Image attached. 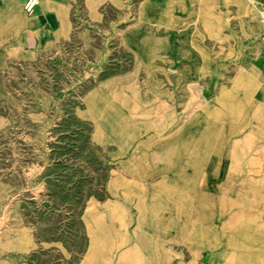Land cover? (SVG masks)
<instances>
[{
  "label": "rangeland",
  "instance_id": "obj_1",
  "mask_svg": "<svg viewBox=\"0 0 264 264\" xmlns=\"http://www.w3.org/2000/svg\"><path fill=\"white\" fill-rule=\"evenodd\" d=\"M256 1L0 19V264H264Z\"/></svg>",
  "mask_w": 264,
  "mask_h": 264
},
{
  "label": "crops",
  "instance_id": "obj_2",
  "mask_svg": "<svg viewBox=\"0 0 264 264\" xmlns=\"http://www.w3.org/2000/svg\"><path fill=\"white\" fill-rule=\"evenodd\" d=\"M19 1L23 2V7H24V3H25L26 0H0V19L1 20L12 19L13 24L11 26V30H18L17 23L14 22V19H15V16L18 14V10L15 8V6L17 4H19ZM37 10H38V8H37ZM37 10H36V13H35L33 18H31L26 13L28 15L29 20H32L34 25H36V23L40 24L39 23V16L37 14ZM261 64H262V60H261Z\"/></svg>",
  "mask_w": 264,
  "mask_h": 264
},
{
  "label": "built area",
  "instance_id": "obj_3",
  "mask_svg": "<svg viewBox=\"0 0 264 264\" xmlns=\"http://www.w3.org/2000/svg\"><path fill=\"white\" fill-rule=\"evenodd\" d=\"M38 6H39V0H26L24 3V10L31 18H33ZM258 9H259L260 22L262 25L261 38L264 44V2L259 5ZM262 64L264 66V49L262 54Z\"/></svg>",
  "mask_w": 264,
  "mask_h": 264
},
{
  "label": "bare ground",
  "instance_id": "obj_4",
  "mask_svg": "<svg viewBox=\"0 0 264 264\" xmlns=\"http://www.w3.org/2000/svg\"><path fill=\"white\" fill-rule=\"evenodd\" d=\"M254 2H257L256 0H253ZM41 3V0H39V4ZM261 23V22H260ZM262 26V25H261ZM20 50V48L19 47H12V49H11V53H17L18 51ZM189 91H190V94L192 95V96H195V92H194V88L190 85L189 86ZM203 184H206L207 182H206V180H203V182H202ZM10 204V203H9Z\"/></svg>",
  "mask_w": 264,
  "mask_h": 264
}]
</instances>
